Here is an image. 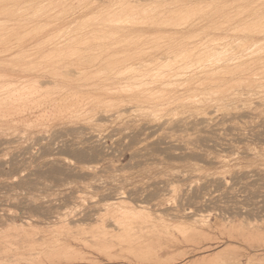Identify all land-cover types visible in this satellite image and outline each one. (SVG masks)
Wrapping results in <instances>:
<instances>
[{
    "label": "rangeland",
    "instance_id": "1",
    "mask_svg": "<svg viewBox=\"0 0 264 264\" xmlns=\"http://www.w3.org/2000/svg\"><path fill=\"white\" fill-rule=\"evenodd\" d=\"M143 1L0 0V78L3 79L0 86L2 88V83H7V78L9 84L12 83L11 88L5 84L3 91L0 89V264H264V90L260 98L255 95L256 87L250 89L240 85V93L232 91L221 98L213 93L217 97L215 102L219 101L220 105L213 104L215 97L209 98L213 95L208 89L212 87L210 83L209 87L208 84L204 87L202 82L206 75L189 68L192 60L197 59L195 55L201 53V46L214 45L220 40L223 43L229 38L226 41L228 46L237 45L238 41L240 47L250 46L251 49L254 48L252 40H257L256 46L263 44L264 0ZM189 4L195 12L199 9L197 14L188 8ZM204 4L208 5V10ZM196 6L198 9L194 8ZM199 6H204V10H200ZM180 8L184 10L178 11ZM117 11L121 12L119 18V14H115ZM127 11L135 17L131 14L126 16L129 14ZM184 12L192 16L188 14V19ZM180 14L182 18L184 16L183 24H177L182 20ZM211 22L209 30L207 27ZM213 26L219 27L215 30ZM208 31L213 33L208 34ZM249 31L257 32L252 33L255 39ZM95 33L98 38L105 37L104 40L99 39L105 43L102 46L104 51L100 50L103 43L98 39L100 45L96 40L97 43L93 44L92 39L97 37ZM105 33L107 36L111 33V38L108 39ZM228 33L235 34V37ZM191 35L196 40L189 42L186 38ZM202 35L208 38L203 40ZM168 37L176 40L172 42V38ZM211 37L212 40L215 37L217 42L211 41ZM225 37L228 39L225 40ZM184 38L189 45L182 40ZM117 40L123 43L119 44ZM202 40L207 41L206 44ZM246 41H251V45ZM153 42L160 44L157 46ZM180 43L186 46L181 48ZM135 47L143 48L139 51L146 54L141 52L137 55ZM190 47L200 48V52L196 48L189 50ZM180 49L191 51L194 57L185 52L192 57L187 60L189 55L182 56L184 53ZM71 50L81 52L74 55ZM128 50L138 56L135 59L144 58L145 62L141 60L137 64V60L136 64H132ZM98 52L109 53L97 58ZM116 53L127 55L131 64L127 63L126 57L124 62L121 61L123 65L117 62L122 60V56L118 58ZM112 54L118 60L112 59ZM171 54L175 55V60ZM141 55L143 57H139ZM88 56L92 58L88 59ZM106 56H110L112 61ZM162 57L167 58L169 63ZM176 57L178 64L185 68L189 66V71L178 64L175 67ZM104 58L108 59L107 63ZM157 58L162 61L158 62ZM250 58L252 61L255 57ZM108 61H116V65L112 63L116 67L108 66ZM128 66L130 70L126 69ZM113 67L118 71H114ZM257 67H254L255 71ZM173 68L186 71L181 73L182 77L177 71L179 77ZM170 72H175L177 77ZM194 73L203 84L193 79ZM239 75L238 80L246 79L244 72ZM255 76L258 79L259 76ZM13 79L17 81H11ZM18 79H22L24 84ZM16 84V89L22 87L23 91L29 87L28 92L29 89L33 91L26 97L14 99L9 95L8 88L14 90ZM203 87L206 94L202 93ZM235 92L241 94L240 98ZM233 94L238 97L237 101L235 96L228 98ZM3 96L11 97L12 100L9 98L8 101L12 102H5L7 99ZM224 98L228 99L227 103L223 102ZM3 101L8 105H3ZM223 104L234 111L238 107L235 120L223 117L227 115L222 111L225 109ZM227 108L225 112H233ZM120 211L127 212L122 214ZM230 228L235 230L232 232ZM158 233L162 234L159 236ZM147 241H151L153 246ZM143 243L155 247L154 250ZM225 248H229L228 251L219 256ZM150 251H153L152 254Z\"/></svg>",
    "mask_w": 264,
    "mask_h": 264
},
{
    "label": "bare ground",
    "instance_id": "2",
    "mask_svg": "<svg viewBox=\"0 0 264 264\" xmlns=\"http://www.w3.org/2000/svg\"><path fill=\"white\" fill-rule=\"evenodd\" d=\"M88 1H89V0H88ZM107 1H108V0H107ZM144 1H145V0H144ZM144 1H143V2H144ZM152 1H153V0H152ZM154 1H155V0H154ZM156 1H157V0H156ZM156 1H155V2H156ZM158 1H159V0H158ZM174 1H175V0H174ZM177 1H178V0H177ZM183 1H184V0H183ZM187 1H188V0H187ZM194 1H195V0H194ZM204 1H205V0H204ZM244 1H245V0H244ZM84 2H85V1H84ZM132 2H134V1H132ZM198 2H199V1H198ZM216 2H218V1H216ZM256 2H257V1H256ZM15 3H16V2H15ZM81 3H82V2H81ZM96 3H97V1H96ZM116 3H117V2H116ZM134 3H135V2H134ZM137 3H138V2H137ZM148 3H149V2H148ZM162 3H163V2H162ZM164 3H165V2H164ZM186 3H187V2H186ZM195 3H197V2H195ZM208 3L210 4V2H208ZM218 3H220V2H218ZM46 4H47V3H46ZM63 4H65V3H63ZM87 4H88V3H87ZM103 4H104V3H103ZM124 4H125V3H124ZM132 4H133V3H132ZM139 4H140V3H139ZM158 4H159V3H158ZM171 4H172V3H171ZM192 4H194V3H192ZM192 4H191V6H192ZM211 4H212V3H211ZM211 4H210V5H211ZM80 5H82V4H80ZM106 5H107V4H106ZM119 5H120V4H119ZM122 5H123V4H122ZM146 5H147V4H146ZM159 5L161 6V4H159ZM159 5H158V6H159ZM164 5H165V4H164ZM166 5H167V4H166ZM168 5H169V3H168ZM173 5H174V4H173ZM180 5H181V4H180ZM185 5H187V4H185ZM205 5H206V4H204V6H205ZM217 5H218V4H217ZM29 6H30V5H29ZM51 6H52V4H51ZM59 6H60V5H59ZM76 6H77V5H76ZM76 6H75V7H76ZM149 6H150V5H149ZM149 6H148V7H149ZM204 6H202V7L204 8ZM207 6H208V5H207ZM207 6H205L206 9H207ZM211 6H212V5H211ZM221 6H223V5H221ZM87 7H89V6L87 5ZM173 7H174V6H173ZM173 7H172V8H173ZM177 7H178V6H177ZM182 7H184V9H186L185 6H182V5H181V8H182ZM199 7L201 8L200 10H204V9H202L201 6H199ZM254 7H255V6H254ZM52 8H53V7H52ZM110 8H111V7H110ZM110 8H109V9H110ZM145 8H146V7H145ZM145 8H144V9H145ZM150 8H151V7H150ZM154 8H156V7H154ZM162 8H163V7H162ZM162 8H160V9H162ZM175 8H176V7H175ZM181 8H180V10H178V11H181V12H182V10H184V9H181ZM188 8L190 9V4H189V7H188ZM194 8H195V9H196V8L198 9L197 6L194 7ZM221 8H222V7H221ZM228 8H229V7H228ZM13 9H14V8H13ZM15 9H16V7H15ZM15 9H14V10H15ZM109 9H108V11H109ZM114 9H115V7H114ZM114 9H113V10H114ZM157 9H158V8H157ZM157 9H156V10H157ZM178 9H179V7H178ZM214 9H215V7H214ZM222 9H223V8H222ZM91 10H92V9H91ZM133 10H134V9H133ZM168 10H169V9H168ZM190 10H193L192 12L196 13L199 9L195 12V10L191 7ZM207 10H208V9H207ZM224 10H225V9H224ZM9 11H10V10H9ZM17 11H18V10H17ZM24 11H25V10H24ZM82 11H83V10H82ZM124 11H125V10H124ZM131 11H132V10H131ZM146 11H147V10H146ZM165 11H166V10H165ZM240 11H241V10H240ZM14 12H15V11H14ZM25 12H26V11H25ZM29 12H30V11H29ZM96 12H97V11H96ZM105 12H106V10H105ZM117 12H118V11H117ZM127 12H128L129 14H126V16H128V15L131 14L130 11H127ZM187 12H188V11H187ZM190 12H191V11H190ZM192 12H191V13H192ZM213 12H214V11H213ZM250 12H251V10H250ZM43 13H44V12H43ZM97 13H98V12H97ZM108 13H109V12H108ZM122 13H123V15H121V17L124 16V12H123V11H122ZM125 13H126V11H125ZM133 13H134V12H133ZM178 13H179V12H178ZM237 13H238V12H237ZM14 14H15V13H14ZM44 14H45V13H44ZM101 14H102V13H101ZM111 14L113 15L114 13H111ZM115 14H119V12H118V13L115 12ZM120 14H121V12H120ZM120 14H119L118 16H117V15H116V16L119 18ZM139 14H140V13H139ZM144 14H145V13H144ZM185 14H187V13L184 12L183 15H185ZM188 14H189V13H188ZM188 14L185 15V16H188ZM196 14H197V13H196ZM196 14H195V15H196ZM33 15H34V14H33ZM131 15H132V14H131ZM131 15H130V16H131ZM142 15H143V14H142ZM176 15H177V14H176ZM189 15H190V14H189ZM195 15H193L194 18H195ZM240 15H241V14H240ZM29 16H30V15H29ZM72 16H73V15H72ZM94 16H95V15H94ZM113 16H114V15H113ZM132 16H134V15H132ZM160 16H162V15H160ZM178 16H179V15H178ZM178 16H177L176 18H178ZM180 16H181V14H180ZM190 16H192V15H190ZM190 16H188V17H186V18L189 19ZM42 17H43V16H42ZM42 17H40V18H42ZM45 17H46V16H45ZM45 17H44V18H45ZM97 17H98V16H97ZM117 17L115 18V16H114L113 19H115V20L117 21ZM128 17H129V16H128ZM134 17H135V16H134ZM147 17H148V16H147ZM166 17H167V16H166ZM48 18H49V17H48ZM53 18H54V17H53ZM60 18H61V17H60ZM100 18H101V17H100ZM100 18H99V19H100ZM110 18H112V17L110 16ZM137 18H138V17H137ZM141 18H142V17H141ZM141 18H140V19H141ZM143 18H145V17H143ZM152 18H153V17H152ZM174 18H175V16H174ZM174 18H173V19H174ZM183 18H184V16H183ZM183 18H182V16H181V19H182V20H181L180 17H179V19H180L181 21H180V22L178 21L177 24H178V23L183 24V22H182V21H183ZM212 18H213V17H212ZM8 19H9V18H8ZM61 19H62V18H61ZM104 19H105V18H104ZM113 19H110L109 21H111V20L114 21ZM120 19H121V18H120ZM124 19H125V18H123V20H124ZM147 19H149V18H147ZM169 19H171V18H169ZM169 19L167 18V20H169ZM245 19H246V18H245ZM34 20H35V19H34ZM48 20H49V19H48ZM54 20H55V19H54ZM57 20H58V19H57ZM84 20H85V19H84ZM92 20H93V19H91V21H92ZM96 20H97V19H96ZM118 20H119V19H118ZM121 20H122V19H121ZM133 20H134V18H133ZM136 20H137V19H136ZM138 20H139V19H138ZM141 20H142V19H141ZM150 20H151V18L149 19V21H150ZM156 20H157V19H156ZM176 20H178V19H174V21H176ZM22 21H23V20H22ZM31 21H32V20H31ZM36 21H37V20H36ZM109 21H108V23H109ZM119 21H120V20H119ZM139 21H140V20H139ZM171 21H172V19H171ZM184 21H185V19H184ZM187 21H188V20H187ZM189 21H190V20H189ZM192 21H193V20H192ZM14 22L16 23V21H14ZM49 22H50V21H49ZM77 22H78V21H77ZM117 22H118V21H117ZM120 22H122V21H120ZM124 22H125V21H124ZM159 22L162 23V21H159ZM219 22H220V21H218V23H219ZM223 22H224V20H223ZM228 22H229V21H228ZM1 23H2V22H1ZM7 23H8V22H7ZM59 23H60V22H59ZM93 23H94V22H93ZM95 23H96V22H95ZM97 23H98V22H97ZM106 23H107V22H106ZM143 23H144V22H143ZM170 23H171V22H170ZM173 23H174V22H173ZM184 23H185V22H184ZM218 23L216 22V25H217ZM226 23H227V22H226ZM18 24H19V23H18ZM53 24H54V23H53ZM56 24H57V23H56ZM104 24H105V23H104ZM109 24H110V23H109ZM111 24H112V23H111ZM135 24H136V23H135ZM137 24H138V23H137ZM139 24H140V23H139ZM163 24H164V22H163ZM167 24H168V23H167ZM185 24H186V23H185ZM219 24L221 25L222 23H219ZM219 24H218V25H219ZM258 24H259V23H258ZM39 25H40V24H39ZM41 25H42V24H41ZM74 25H75V24H74ZM90 25H91V24H90ZM98 25H99V24H98ZM102 25H103V24H102ZM112 25H113V24H112ZM169 25H170V24H169ZM169 25H168V26H169ZM210 25H211V26H210ZM220 25H219V26H220ZM230 25H231V24H230ZM252 25H253V24H252ZM91 26H92V25H91ZM91 26H90V27H91ZM103 26H104V25H103ZM113 26H114V25H113ZM128 26H129V25H128ZM145 26H146V25H145ZM147 26H148V25H147ZM171 26H173V25H171ZM171 26H169V27H171ZM174 26H175V25H174ZM185 26H186V25H185ZM219 26H218V27H219ZM224 26H225V24H224ZM79 27H80V26H79ZM95 27H96V26H95ZM100 27L102 28V26H100ZM183 27H184V26H183ZM183 27H182V28H183ZM191 27H192V25H191ZM210 27H212V22H211V24H209V26H208L207 28L209 29ZM213 27H214L215 30L218 29V27H215V26H213ZM221 27H222V26H220V28H221ZM249 27H251V26H249ZM19 28H20V27H19ZM84 28H85V27H84ZM88 28H89V27H88ZM118 28H119V27H118ZM122 28H123V27H122ZM138 28H139V26H138ZM157 28H158V26H157ZM162 28H163V27H162ZM162 28H161V29H162ZM187 28H188V27H187ZM207 28H205V29L207 30ZM251 28H252V27H251ZM10 29H12V28L10 27ZM65 29H66V28H65ZM79 29H80V28H79ZM81 29H82V28H81ZM129 29H130V28H129ZM151 29H152V28H151ZM165 29H166V28H165ZM214 29L211 28V30H213L214 35H215V31H214ZM222 29H223V28H222ZM234 29H235V28H234ZM245 29H246V28H245ZM253 29H254V28H253ZM253 29H252V30H253ZM46 30H47V28H46ZM91 30H92V28H91ZM149 30H150V29H149ZM159 30H160V29H159ZM163 30H164V29H163ZM168 30H169V29H168ZM171 30H173V29H171ZM209 30H210V29H209ZM230 30H231V29H230ZM230 30H229V31H230ZM243 30H244V29H243ZM248 30H249V29H248ZM254 30H255V29H254ZM258 30H259V29H258ZM263 30H264V29H263ZM73 31H74V30H73ZM85 31H86V30H85ZM107 31H108V29H107ZM141 31H142V30H141ZM155 31H156V29H155ZM186 31H187V30H186ZM186 31H185V32H186ZM222 31H223V30H222ZM244 31H245V30H244ZM3 32H4V31H3ZM91 32H93V30H92ZM96 32H97V31H96ZM183 32H184V31H183ZM213 32H209V31H208L207 33L209 34V33H213ZM225 32H226V31H225ZM250 32H251V35H252V36H253L254 34H257L256 31H255L256 33H255L254 31H249V34H250ZM19 33H20V32H18V34H19ZM205 33H206V32H205ZM205 33H204V34L202 33V34L205 35ZM230 33H231V32H230ZM230 33H228V35H229ZM245 33H246V31H245ZM252 33H254V34H252ZM260 33H261V32H260ZM18 34H17V35H18ZM70 34H73V33H70ZM84 34H85V33H84ZM93 34H94V33H93ZM95 34H96V33H95ZM106 34H107V33H105V36L109 39L111 33H110V35H108V36H107ZM216 34H217V33H216ZM238 34H239V33H238ZM247 34H248V33H247ZM258 34H259V32H258ZM23 35H24V34H23ZM30 35H31V34H30ZM55 35H56V34H55ZM97 35H98V34H96V36H97ZM113 35H114V34H113ZM156 35H157V34H156ZM161 35H162L161 38H163V34H161ZM203 35H202V36H203ZM210 35H211V34H210ZM212 35H213V34H212ZM212 35H211V36H212ZM217 35H218V34H217ZM217 35H216V36H217ZM220 35H221V34H220ZM220 35H219V36H220ZM223 35H224V33H223ZM228 35L225 34L226 37H228ZM230 35H233V36H234L235 34L232 33V34H230ZM241 35H242V34H241ZM14 36H15V35H14ZM115 36H116V35H115ZM130 36H131V35H130ZM158 36H160V35H158ZM164 36H165V35H164ZM193 36H194V35L188 36V38H186V39H187V40L189 39V40H188L189 42H191V40H192V41L196 40V39L193 40V38H195V37H193ZM233 36H231V37L233 38ZM239 36H240V35H239ZM261 36H262V35H261ZM261 36H260V37H261ZM4 37H5V36H4ZM50 37H51V36H50ZM56 37H57V36H56ZM56 37H54V38L56 39ZM92 37H93V36H92ZM98 37H99V36L95 37V39H92V40H93V41L96 40V41L99 43V41L104 40V38H105V37H103V36H102V37H103L102 39H101V38H98ZM100 37H101V36H100ZM125 37H126V36H125ZM125 37H124V38H125ZM128 37H129V36H128ZM149 37H150V36H149ZM184 37H186V36H184ZM190 37H192V38L190 39ZM197 37H198V36H197ZM203 37H204V36H203ZM209 37H210V36H209ZM220 37H221V36H220ZM226 37H225V40L229 38V37H228V38H226ZM234 37H235V36H234ZM243 37H244V36H243ZM249 37H250V36H249ZM256 37H258V35H257ZM17 38H18V37H17ZM33 38H34V37H33ZM78 38H79V37H78ZM110 38H111V37H110ZM124 38H122V39H124ZM142 38H143V37H142ZM150 38H151V37H150ZM152 38H153V37H152ZM171 38H172V37H171ZM171 38L168 37V39H171ZM199 38H200V37H199ZM201 38H202V37H201ZM206 38H208V37L206 36ZM206 38L204 37L203 40H205ZM214 38H215V37H214ZM214 38H213V40H212V37H211V41H214V42H215L216 40H214ZM222 38H223V37H222ZM222 38H221V39H222ZM262 38L264 39V36H263ZM10 39H11V38H10ZM10 39H9V40H10ZM12 39H13V38H12ZM72 39H73V38H72ZM74 39H75V38H74ZM97 39H98V40L101 39V40L98 41ZM108 39H107V41H108ZM118 39H119V38H118ZM122 39H121V40H122ZM129 39H130V38H128V41H129ZM133 39H134V38H133ZM143 39H144V38H143ZM153 39H155V38H153ZM168 39L165 38L164 41L167 43L168 41H166V40H168ZM186 39L184 38V39H182V40L186 42ZM209 39H210V38H209ZM218 39H219V38H218ZM229 39H230V38H229ZM229 39H228V40H229ZM234 39H236V38H234ZM253 39H255L254 36H253ZM256 39H257V38H256ZM260 39H261V38H260ZM260 39H259V40H260ZM263 39H262V40H263ZM13 40H14V39H13ZM63 40H64V39H62V41H63ZM82 40H83V39H82ZM115 40H116V39H115ZM115 40H114V41H115ZM121 40H120V42L117 40V42H118L119 44H120V43H123ZM125 40H126V39H125ZM131 40H132V39H131ZM131 40H130V41H131ZM148 40H150V39L148 38ZM157 40H159V39H157ZM161 40H162V39H161ZM161 40H160V41H161ZM172 40H176V39H173V38H172L171 41H172ZM182 40H180V41H178V42H181ZM203 40H202V41H203ZM219 40H220V39H219ZM228 40H226V41H228ZM237 40H238V39H237ZM237 40H236V41H237ZM262 40H261V41H262ZM14 41H15V40H14ZM19 41H20V40H19ZM23 41H24V40H23ZM23 41H22V42H23ZM47 41H48V40H47ZM58 41H59V40H58ZM75 41H76V40H75ZM96 41H94L93 44L97 43ZM105 41H106V40H105ZM132 41H133V40H132ZM137 41H138V40H137ZM160 41H159V42H160ZM164 41H163V42H164ZM169 41H170V40H169ZM171 41H170V43H171ZM188 41H187V42H188ZM198 41H199V40H198ZM220 41H221V40H220ZM220 41H218L219 43H217V44L214 43V45H213V44H212V45H211V44L206 45V47L204 46L205 48H204L203 46H201V44H200V46H201L204 50L199 48L200 50H202L201 53H200L198 56L195 55V57H197V59L194 58V59H195L194 62H193V60L191 59V60H192V62H191L192 64H190L191 66H190V67L188 66V67L191 68V69H194V70H196V71L199 70V72H201V73H203V74L206 75V76H205L206 78H205L204 80H205L207 83L204 82V80H202V82L205 83L204 87L206 86V84L210 83V85H211V87H212V88H208V89L212 92V94L210 93V95H213V93H214V94L217 93V96L219 95V97L221 98V97L226 96L227 94L231 93L232 91H238V87H239L240 85H244V86H246V87H248V88L251 87L250 89L256 87L257 91L255 92V95L258 94V95H259L258 97L262 98V92H263V90H264V46H262V45H263L264 43L261 44V43L259 42L261 45L258 44V45L256 46V42H257V40H256V41L252 40V45H251V43H250L251 41H250V42L246 41L247 44L249 43V45L254 46V48H251V49H250V46H247V47H240L241 45H240V44H239L240 46L238 45V41L236 42L237 45H234V46H233V45H232V46H228L227 44H229V42L227 43V42L225 41V42L222 43V42H220ZM222 41H223V40H222ZM232 41H233V39H232ZM15 42H16V41H15ZM60 42H61V41H60ZM60 42H59V43H60ZM101 42L103 43L104 41H101ZM101 42H100V43H101ZM112 42H113V41H112ZM139 42H140V40H139ZM149 42H150V41H149ZM156 42H158V41H156ZM172 42H173V41H172ZM185 42H184V43H185ZM187 42H186L185 44H186V45H189L190 43L187 44ZM196 42H197V41H196ZM199 42H200V41H199ZM205 42H207V41H203L204 44H206ZM216 42H217V41H216ZM244 42H245V40H244ZM254 42H255V43H254ZM87 43H90V42H87ZM100 43H99V45H100ZM113 43H114V42H113ZM124 43H125V41H124ZM153 43H155V42H153ZM161 43H162V42H161ZM203 43H202V44H203ZM210 43H212V42H210ZM220 43H222V44H220ZM224 43H225V44H224ZM231 43H232V42H231ZM233 43H234V41H233ZM233 43H232V44H233ZM239 43H241V42H239ZM257 43H258V42H257ZM48 44H49V43H48ZM104 44H105V43H103V45L101 44V46L99 47L100 50L102 49V46H104ZM126 44H127V43H126ZM148 44H149V43H148ZM150 44H151V43H150ZM155 44H156V43H155ZM159 44H160V43H158V45H159ZM167 44H168V43H167ZM175 44H176V43H175ZM182 44H183V43H182ZM182 44H181V43L179 44V45H181V48L186 46L185 44H184L185 46H183ZM241 44H242V43H241ZM244 44H245V43H244ZM58 45H59V44H58ZM82 45H83V44H82ZM89 45H91V44H89ZM121 45H122V44H121ZM135 45H136V44H135ZM151 45H152V44H151ZM156 45H157V44H156ZM158 45H157V46H158ZM197 45H198V44H197ZM48 46H49V45H48ZM54 46H55V45H54ZM80 46H81V45H80ZM80 46H79V47H80ZM106 46H107V45H106ZM106 46H105V47H106ZM138 46H139V45H138ZM166 46H167V45H166ZM173 46H175V45H173ZM200 46H199V47H200ZM9 47H10V46H9ZM39 47H40V46H39ZM42 47H43V46H42ZM44 47H45V46H44ZM79 47H78V48H79ZM94 47H95V45H94ZM108 47H109V46H108ZM120 47H121V46H120ZM123 47H124V45H123ZM159 47H160V46H159ZM5 48H6V47H5ZM30 48H31V47H30ZM97 48H98V46H97ZM97 48H95V49H97ZM116 48H117V47H116ZM127 48H129V46H128ZM136 48H137V47H135V49H136ZM139 48H141V47H139ZM139 48H137L138 51L140 50ZM144 48H145V47H144ZM149 48H150V47H147V49H149ZM186 48H187V47H186ZM190 48H191V47H190ZM190 48H189V50H192V49H193V48H191V49H190ZM195 48H196V50H199V49H197V47H195ZM195 48H194V49H195ZM10 49H11V48H10ZM32 49H33V48H32ZM69 49H70V48H69ZM82 49H83V48H82ZM103 49H105V48H103ZM103 49H102V51H104ZM110 49H111V48H110ZM121 49H122V48H121ZM121 49H120V50H121ZM137 49H136V50H137ZM141 49H143V48H141ZM151 49H152V48H151ZM167 49H169V48H166V50H167ZM178 49H179V48L177 47V51H178ZM187 49H188V48H187ZM194 49H193V50H194ZM34 50H35V47H34ZM49 50H50V49H49ZM72 50H73V49H72ZM72 50H71V51H72ZM74 50H75V49H74ZM97 50H98V49H97ZM124 50H125V48H124ZM152 50H153V49H152ZM164 50H165V49H164ZM189 50L186 51V49H185V51L183 52V51L180 49V52L182 51V52L184 53L182 56H187V55H189V54H185V52L191 53V51L189 52ZM193 50H192V51H193ZM200 50L197 51V52H200ZM258 50H259V51L261 50L262 52L259 53ZM24 51H25V50H24ZM24 51H23V52H24ZM69 51H70V50H68V52H69ZM78 51H79V50H78ZM102 51H101V52H102ZM107 51H108V50H107ZM117 51H118V50H117ZM125 51H126V50H125ZM128 51H130V50H128ZM133 51H134V50H133ZM138 51H137V52L134 51V52H135L137 55H138V54L140 55V54H142V53H143V54L145 53V52H143V51H141L142 53L139 51V52H140V53H139ZM153 51H154V50H153ZM4 52H5V51H4ZM62 52H63V51H62ZM68 52H67V53H68ZM72 52L74 53V51H72ZM80 52H81V51H80ZM80 52H77V53L75 52L76 54L74 53V55H77V54L79 55ZM86 52H87V51H86ZM91 52H92V51H91ZM101 52H98L99 54L97 55V58H99L100 55L102 56V54L105 55V54H108V53H109V52H107V53L105 52V54H104V53H101ZM120 52H121V51H120ZM130 52H131V51H130ZM134 52H133V53H134ZM154 52H155V51H154ZM182 52H181V53H182ZM7 53H8V52H7ZM7 53H6L5 55H7ZM24 53H25V52H24ZM38 53H39V52H38ZM73 53H72V54H73ZM83 53H84V51H83ZM100 53H101V54H100ZM113 53H114V52H113ZM122 53L125 54L123 51H122ZM135 53H134V55H133L132 52H131V54H130V55H131V57H130L131 59H129V57H128L127 55H121V53H120V55L122 56V57H121L122 60H119V61H117V62H119V63H121V61L124 62L123 58H125V57H126V59H127V61H128L127 63H129V64H131L132 62H133L134 64H136L135 62H136L137 60H139L137 64H139V63H141L142 61H144V60H143L144 58H143V59L141 58L142 61H141L140 59H135V58H138V56H137V57L135 56ZM158 53H159V52H158ZM173 53H174V52H173ZM175 53H176V52H175ZM178 53H179V52H178ZM18 54H19V53H18ZM65 54H66V53H65ZM70 54H71V53H69V55H70ZM116 54H117L116 56H117L118 58H120V57H119L120 55H118V53H116ZM126 54H128V53H126ZM145 54H146V53H145ZM163 54H164V53H163ZM193 54H194V53H193ZM58 55H59V54H58ZM80 55H81V57H83V59H84V56H82V54H80ZM89 55H90V54H89ZM91 55H92V54H91ZM112 55H113V54H112ZM112 55H111V56H112ZM171 55H173V54H171ZM178 55H179V54H178ZM178 55H176V56H178ZM191 55H192V53H191ZM191 55H189L186 59L189 60L190 57H191ZM23 56H24V55H23ZM33 56H34V54H33ZM41 56H42V55H41ZM52 56H53V55H52ZM95 56H96V55H95ZM113 56H114V57H113ZM113 56H112L111 58H112V59L114 58V60H116L117 57L115 58V55H113ZM123 56H124V57H123ZM132 56H134V58H133ZM173 56H174V60H175V55H173ZM192 56H193V55H192ZM252 56H253V58H254V57H255V58L252 59V61H251V60H249V58H250V57L252 58ZM28 57H29V56H28ZM45 57H47V56H45ZM65 57H66V56H65ZM73 57L75 58V56H73ZM73 57H72V59L74 60ZM104 57H105V56H104ZM106 57H107V56H106ZM127 57H128V58H127ZM139 57H143V55H141V56H139ZM151 57H152V56H151ZM165 57H168V56L165 55ZM193 57H194V56H193ZM14 58H15V57H14ZM14 58H13V60H14ZM32 58H34V57H32ZM57 58H58V57H57ZM61 58H62V57H61ZM76 58H77V57H76ZM91 58H92V57H89V56H88V59H91ZM97 58H95V60H97ZM107 58H108L109 60H111L110 56L107 57ZM107 58H106V59H107ZM132 58H133V59H132ZM152 58H155V57H152ZM162 58H163V57H162ZM177 58H178V57H176V59H177ZM184 58H185V57H184ZM184 58H183V60L186 61V59H184ZM191 58H192V57H191ZM251 58H250V59H251ZM19 59H21V58H18V60H19ZM77 59H80V57L77 58ZM86 59H87V58H86ZM108 59H107V60H108ZM128 59L131 61V63H130V61H129ZM158 59H161V58H157V59H156L158 62H159V61H162V60H158ZM163 59H164L165 61H168V60H166L167 58H166V59L163 58ZM62 60H63V59H62ZM92 60H93V59H92ZM104 60H105V58H104ZM107 60H105V62H106ZM117 60H118V59H117ZM132 60H135V61H132ZM179 60H180V62H182V61H181L182 58L179 59ZM9 61H10V59H9ZM14 61H15V60H14ZM41 61H42V60H41ZM51 61H52V60H51ZM83 61H84V60H83ZM87 61H88V60H87ZM111 61H112V60H111ZM125 61H126V60H125ZM176 61H177V63H176ZM176 61H175V64H176L175 67H178V65H180L181 63L179 62L180 64H178V59H177ZM108 62H109V61H108ZM113 62H114V61H113ZM113 62H112V63H113ZM115 62H116V61H115ZM115 62H114V64H115ZM144 62H145V61H144ZM187 62L190 63V61H187ZM255 62H257V63H255ZM34 63H36V62H34ZM52 63H53V61L51 62V64H52ZM72 63H74V62H72ZM81 63H82V61H81ZM86 63H87V62H86ZM103 63H104V62H103ZM106 63H107V62H106ZM112 63L109 62V63H108V64H109L108 66H111V67L114 66V67H116V66H115L116 64H115V65H112ZM119 63H118L117 66H119ZM133 63H132V64H133ZM165 63H166V62H165ZM168 63H169V61H168ZM55 64H56V63H55ZM59 64H60V63H59ZM76 64H77V63H76ZM87 64H88V63H87ZM110 64H111V65H110ZM121 64H122V63H121ZM123 64H124V63H123ZM123 64H122V65H123ZM148 64H149V63H148ZM170 64L172 65V61H171V60H170ZM177 64H178V65H177ZM184 64H185V63H184ZM40 65H41V64H40ZM94 65H95V64H94ZM125 65H126V62H125ZM149 65H150V64H149ZM149 65H148V66H149ZM163 65H164V64H163ZM185 65H186V64H185ZM256 65H258V67L256 68L257 71H255V68H254V67H256ZM9 66H10V65H9ZM37 66H38V65H37ZM77 66H78V65H77ZM137 66H138V65H137ZM142 66H143V65H142ZM145 66H147V65H145ZM154 66H155V65H154ZM180 66H181V65H180ZM180 66H179V67H180ZM253 66H254V67H253ZM33 67H34V66H33ZM67 67H68V66H67ZM75 67H76V66H75ZM103 67H104V65H103ZM114 67H113V69H114ZM120 67H121V66H119V69H120ZM134 67H135V66H134ZM172 67H173V66H172ZM188 67H186V68H187V69H186L185 67L181 66V68L186 69L187 71H189ZM192 67H193V68H192ZM194 67H195L196 69H195ZM44 68H45V66H44ZM90 68H91V66H90ZM107 68H108V67H107ZM117 68H118V67H117ZM128 68H129V70H130V66L126 67V69H128ZM140 68H141V67H140ZM40 69H41V68H40ZM86 69H87V68H86ZM91 69H92V68H91ZM97 69H98V67H97ZM103 69H104V68H103ZM113 69H112V70H113ZM122 69H124V68L122 67ZM138 69H139V68H138ZM142 69H143V67H142ZM170 69H171V67H169V71H170ZM173 69H174V68H173ZM175 69H178V68H175ZM175 69H174V70H175ZM16 70H17V69H16ZM19 70H20V69H19ZM32 70H33V69H32ZM32 70H31V72H33ZM68 70H69V69H68ZM74 70H76V68H74ZM78 70H79V69H78ZM112 70H111V73H112ZM120 70H121V69H120ZM120 70H119V72H120ZM131 70H133V69H131ZM161 70H162V69H161ZM186 70H184V71H186ZM241 70H242V72H241ZM34 71H35V70H34ZM69 71H71V70H69ZM104 71H105V69H104ZM114 71H118V70L114 69ZM140 71H142V70H140ZM150 71H151V70H150ZM167 71H168V70H167ZM171 71H172V69H171ZM175 71H176V75H177V71H178V70H175ZM179 71H180V73H179ZM179 71H178V73H179L180 76H181V73L183 74L184 71H183V70L181 71L180 69H179ZM190 71H191V70H190ZM196 71H193V72H196ZM43 72H44V71H43ZM63 72H64V71H63ZM125 72H126V71H125ZM130 72H131V71H130ZM130 72H129V73H130ZM193 72H189V73L192 74ZM199 72H198V73H199ZM240 72H241L242 74H243V72L245 73V75H246V77H245L246 79L244 78L245 80H242V78H241V80H240V79L238 80V75L241 74ZM50 73H51V72H50ZM77 73H78V72H77ZM104 73H105V72H104ZM132 73H133V72H132ZM162 73H163V72H162ZM187 73H188V72H187ZM201 73H200V75H201ZM48 74H49V73H48ZM74 74H75V73H74ZM106 74H108V73H106ZM121 74H122V73H121ZM121 74H120V75H121ZM123 74H124V71H123ZM156 74H157V73H156ZM169 74H170V75H171V74H174V75H175V72H174V73L170 72ZM179 74H178L177 76H179ZM195 74H197V73H194L193 76H194ZM256 74L259 76V77L257 76L258 79L253 77V76H255ZM75 75H76V74H75ZM111 75H113V74H111ZM115 75H116V74H115ZM117 75H119V74H117ZM124 75H125V74H124ZM128 75H129V74H128ZM144 75H145V74H144ZM151 75H152V73H151ZM162 75H163V74H162ZM174 75H173V76H174ZM176 75H175V76H176ZM184 75H185V74H184ZM48 76H49V75H48ZM52 76H53V75H52ZM55 76H56V75H55ZM177 76H176V77H177ZM180 76H179V77H180ZM190 76H191V75H190ZM193 76H191V77H193ZM196 76H197V75H196ZM196 76H194L193 79L196 78V79H197V82H199L200 80H198V78H197ZM198 76H199V75H198ZM202 76H204V75H201V77H202ZM239 76H240V75H239ZM242 76H243V75H242ZM0 77H1V76H0ZM4 77H5V76H4ZM50 77H51V76H50ZM50 77H49V78H50ZM70 77H72V76H70ZM85 77H86V76H85ZM133 77H134V76H133ZM148 77H149V76H148ZM176 77H174V78H176ZM179 77H178V78H179ZM181 77H182V76H181ZM185 77H186V76H185ZM199 77H200V76H199ZM201 77H200V78H201ZM255 77H256V76H255ZM1 78H2V77H1ZM1 78H0V80H1ZM5 78H7V76H6ZM5 78H4V81H5ZM39 78H40V77H39ZM42 78H43V77H42ZM53 78H54V77H53ZM79 78H80V77H79ZM81 78H82V77H81ZM112 78H113V77H112ZM141 78H142V77H141ZM189 78H190V77H189ZM202 78H203V77H202ZM23 79H24V78H23ZM30 79H31V78H30ZM45 79H46V78H45ZM58 79H59V78H58ZM72 79H73V78H72ZM88 79H89V78H87L86 80H88ZM110 79H111V78H110ZM116 79H117V78H116ZM116 79H115V80H116ZM153 79H154V78H153ZM166 79H167V78H166ZM171 79H172V78H171ZM191 79H192V78H191ZM2 80H3V79H2ZM2 80L0 81V83L2 82ZM6 80L9 81L8 78H7ZM84 80H85V79H84ZM97 80H98V79H97ZM104 80H105V79H104ZM121 80H122V79H121ZM135 80H136V79H135ZM138 80H139V79H138ZM155 80H156V79H155ZM169 80H170V79H169ZM172 80H173V79H172ZM175 80H177V79H175ZM186 80L188 81L189 79H186ZM4 81H3V82H4ZM8 81H7V83L4 82V83H2V84H4V85L6 84L5 86H8V85H7V84H9ZM11 81H14V79L11 80ZM15 81H17V80H15ZM15 81H14V82H15ZM18 81H19L20 83H22V79H21V80L18 79ZM24 81H26V79H25ZM58 81H59V80H58ZM64 81L66 82V80H64ZM78 81H79V80H78ZM133 81H134V80H133ZM177 81H178V80H177ZM195 81H196V80H195ZM29 82H30V81H28V83H29ZM81 82H82V81H81ZM86 82H87V81H86ZM136 82H137V81H136ZM146 82H147V81H146ZM155 82H156V81H155ZM158 82H159V81H158ZM162 82H163V81H162ZM164 82H165V81H164ZM172 82H173V81H172ZM193 82H194V81H193ZM193 82H192V83H193ZM202 82L200 81V83H202ZM31 83H33V82L31 81ZM31 83H30V84H31ZM84 83H85V82H84ZM98 83H99V82H98ZM127 83H128V82H127ZM134 83H135V82H134ZM149 83H150V82H149ZM149 83H148V85H149ZM151 83H152V82H151ZM170 83H171V82H170ZM189 83H190V82H189ZM200 83H199V84H200ZM203 83H202V84H203ZM10 84H12V83H10ZM10 84H9V85H10ZM14 84H15V83H14ZM22 84H24V83H22ZM22 84H20V85H22ZM30 84H29V85L26 84V86L28 87V86H30ZM35 84H36V83H35ZM96 84H97V83H96ZM101 84H102V83H101ZM146 84H147V83H146ZM180 84H182V81H181ZM197 84H198V83H197ZM4 85H3V87H5ZM20 85H19V87H21ZM39 85H40V84H39ZM41 85H42V84H41ZM55 85H56V84H55ZM98 85H99V84H98ZM102 85H103V84H102ZM157 85H158V84H157ZM172 85H174V84H172ZM183 85H184V84H183ZM188 85H189V84H188ZM210 85L208 84L207 86L209 87ZM1 86H2V85H1ZM1 86H0V89L3 91V87L1 88ZM11 86H12V85H10V88H11ZM15 86H17V84L14 85L13 87H15ZM23 86H24V85H23ZM56 86H57V85H56ZM135 86H136V85H135ZM146 86H147V85H146ZM154 86H155V85H154ZM162 86H164V85H162ZM198 86H199V85H197V87H198ZM207 86H206V87H207ZM17 87H18V86H17ZM33 87H34V84H33ZM40 87H41V86H40ZM137 87H139V86H137ZM151 87H152V86H151ZM174 87H175V86H174ZM179 87H180V86H179ZM193 87H195V86H193ZM204 87H203V88H204ZM257 87H258V88H257ZM28 88H29V87H28ZM28 88H27V90H25L24 87H23L24 90L22 91V87H21L20 89H19V88L16 89V87H15V88H13V89L15 90V92H14V90H12V89L10 90V89L8 88V90L10 91V92H9V95H11L14 99L20 98V97H22V96H25V95L30 94V93L33 91V89H32V90L29 89V92L31 91V92L29 93V92H28ZM31 88H32V86H31ZM34 88H35V87H34ZM73 88H74V87H73ZM124 88H125V87H124ZM167 88H168V87H167ZM18 89H19V90H18ZM78 89H79V88H78ZM120 89H121V87H120ZM134 89H135V88H134ZM195 89H196V88H195ZM259 89H260V90H259ZM6 90H7V87H6ZM6 90H5V91H6ZM55 90H58V89H55ZM107 90H108V89H107ZM122 90H123V89H122ZM139 90H140V89H139ZM153 90H154V89H153ZM163 90H164V89H163ZM11 91H13V92H11ZM194 91H195V90H194ZM202 91H203V90H202ZM243 91H244V90H243ZM249 91H251V90H249ZM6 92H7V91H6ZM39 92H40V91H39ZM61 92H62V91H61ZM97 92H98V91H97ZM127 92H128V91H127ZM130 92H131V91H130ZM156 92H157V91H156ZM174 92H175V91H174ZM195 92H197V90H196ZM206 92H207V91H206ZM208 92H209V91H208ZM238 92H239V91H238ZM238 92H235L236 95H239ZM10 93H15V95H12V94H10ZM63 93H64V92H63ZM198 93H199V92H198ZM198 93H196V94H198ZM202 93H205V88H204V91H203ZM233 93H234V92H233ZM239 93H240V92H239ZM241 93H242V92H241ZM7 94H8V92H7ZM7 94H5V95H7ZM33 94H34V93H33ZM35 94H37V93H35ZM122 94H123V93H122ZM132 94H133V93H132ZM167 94H168V93H167ZM191 94H192V93H191ZM205 94H206V93H205ZM205 94H204V95H205ZM252 94H253V93H252ZM1 95H2V94H1ZM9 95H8V96H9ZM66 95H67V94H66ZM126 95H128V94H126ZM145 95H146V94H145ZM204 95H202V96H204ZM208 95H209V93H208ZM208 95H205V96H208ZM249 95H250V94H249ZM249 95H248V96H249ZM253 95H254V94H253ZM46 96H47V95H46ZM57 96H58V95H57ZM202 96H201V97H202ZM233 96H235V94H233V95L230 96V97L228 96V98H231V97L233 98ZM240 96H241V94L239 95V98H240ZM244 96H245V95H244ZM244 96H242V97H244ZM6 97H7V96H6ZM6 97L3 96L2 98L5 99ZM25 97H26V96H25ZM25 97H24V98H25ZM58 97H59V96H58ZM58 97H57V98H58ZM140 97H141V96H140ZM150 97H151V94H150ZM212 97H215L214 100L211 99L212 101H214L213 104H215V103L217 104L219 101H218V102H215V101H216L215 99H217L216 95H213V96H211V97L209 96V98H212ZM235 97H236V96H235ZM242 97H241V98H242ZM2 98H1V100H2ZM9 98H11V97L6 98L7 100H5V102L8 101ZM147 98L149 99V97H147ZM152 98H153V96H152ZM152 98H151V99H152ZM162 98H163V97H162ZM193 98H194V96H193ZM207 98H208V97H207ZM207 98H206V97H203V99H207ZM220 98H219V99H220ZM236 98H237V99H236V101H237V100H238V97H236ZM4 99H3V100H4ZM87 99H88V98H87ZM160 99H161V98H160ZM200 99H201V98H200ZM203 99H202V100H203ZM219 99H218V100H219ZM255 99H256V96H255ZM263 99H264V98H263ZM263 99H262V100H263ZM11 100H12V98H11ZM11 100H10V101H11ZM48 100H49V99H48ZM61 100H62V99H61ZM192 100H194V99H192ZM198 100H199V98H198ZM198 100H197L196 102L199 103ZM202 100H200V101H202ZM227 100H228V99H227ZM227 100H225V98H224V101H223V102H225V101H227ZM229 100H230V99H229ZM232 100H233V99H232ZM251 100H252V99H251ZM251 100H250V101H251ZM10 101H8V102H10ZM22 101H23V100H22ZM37 101H38V100H37ZM84 101H85V100H84ZM137 101H138V100H137ZM143 101H144V100H143ZM146 101H147V100H146ZM204 101H205V100H204ZM209 101H210V99H209ZM212 101L210 102L211 104H212ZM220 101L222 102V100H220ZM233 101H234V100H233ZM236 101H235V102H236ZM248 101H249V100H248ZM258 101H259V100H258ZM263 101H264V100H263ZM0 102H1V101H0ZM8 102H7V103H8ZM11 102H12V101H11ZM17 102H18V101H17ZM24 102H25V101H24ZM42 102H43V101H42ZM46 102H47V101H46ZM94 102H95V101H94ZM179 102H180V101H179ZM185 102H186V101H185ZM194 102H195V101H194ZM223 102H222V103H223ZM230 102H232V101H230ZM230 102H229V103H230ZM14 103H15V102H14ZM92 103H93V102H92ZM140 103H141V102H140ZM151 103H152V102H151ZM155 103H156V102H155ZM208 103H209V102H208ZM225 103H227V102H225ZM229 103H228V105H229ZM232 103H233V102H232ZM246 103H247V102H246ZM248 103H249V102H248ZM1 104H2V102H1ZM32 104H33V103H32ZM59 104H61V103H59ZM153 104H154V103H153ZM218 104L220 105V103H218ZM234 104H236V103H234ZM234 104H233V105H234ZM240 104H241V103H240ZM243 104H244V103H243ZM3 105H8V104L4 103V101H3ZM9 105H10V104H9ZM12 105H13V104H12ZM43 105H44V104H43ZM77 105H78V104H77ZM111 105H112V104H111ZM123 105H124V104H123ZM163 105H164V104H163ZM208 105H209V104H208ZM221 105H222V104H221ZM223 105H224V108H225V109L228 107V106L225 107V104H223ZM230 105H231V104H230ZM230 105H229V106H230ZM233 105H232V106H233ZM246 105H248V104H246ZM253 105H254V104H253ZM1 106H2V105H1ZM23 106H24V105H23ZM75 106H76V105H75ZM105 106H106V105H105ZM114 106H115V105H114ZM197 106H198V105H197ZM209 106H210V105H209ZM232 106H231V107H232ZM241 106H242V105H241ZM249 106H250V105H249ZM5 107H6V106H5ZM5 107H2V108H5ZM26 107H27V106H26ZM103 107H104V106H103ZM195 107H196V106H195ZM212 107H214V106H212ZM216 107H217V106H216ZM221 107H222V106H221ZM221 107H220L219 110L222 109ZM236 107H237V106H235V108H236ZM8 108H9V107H8ZM210 108H211V107H209L208 109H210ZM217 108H219V107H217ZM228 108H229V107H228ZM228 108H227V109H228ZM237 108H238V107H237ZM237 108H236V109H237ZM244 108H246V107H244ZM249 108H250V107H249ZM256 108H257V107H256ZM61 109H62V108H61ZM75 109H76V108H75ZM77 109H78V107H77ZM112 109H113V108H112ZM189 109H190V108H189ZM211 109H213V108H211ZM215 109H216V108H215ZM225 109H222V111L224 110L223 113H226L227 115H225V116H223V117H225V118L232 117L233 120H235L236 118H234V117L237 116V113H236V112H237L238 110L236 111V109H235V111H236V112H235L234 109H232V110H233V112H232L231 108H229V109H228L229 112H232V113H228V112H225ZM0 110H2V109H0ZM11 110H12V108H11ZM24 110H25V109H24ZM67 110H68V109H67ZM97 110H98V109H97ZM139 110H140V109H139ZM142 110H143V109H142ZM146 110H147V109H146ZM160 110L162 111V109H160ZM164 110H165V109H164ZM230 110H231V111H230ZM245 110H246V109H245ZM245 110H243V111L245 112ZM251 110H252V109H251ZM253 110H254V109H253ZM5 111H6V110H5ZM14 111H15V110H14ZM60 111H61V110H60ZM64 111H66V110H64ZM152 111H153V110H152ZM155 111H156V110H155ZM205 111H206V110H205ZM209 111H210V110H209ZM212 111H216V110L213 109ZM212 111H211L210 113H212ZM1 112H3V111H1ZM25 112H26V111H25ZM121 112H122V111H121ZM132 112H133V111H132ZM140 112H142V111H140ZM140 112H139V114H140ZM143 112H144V111H143ZM143 112H142V113H143ZM190 112H191V111H190ZM247 112H248V111H247ZM7 113H8V112H7ZM126 113H127V112H126ZM208 113H209V112H208ZM215 113H216V112H215ZM215 113H214V114H215ZM89 114H90V113H89ZM145 114H146V113H145ZM147 114H148V113H147ZM153 114H154V113H153ZM157 114H158V113H157ZM175 114H176V113H175ZM191 114H192V113H191ZM204 114H205V113H204ZM221 114H222V113H221ZM240 114H241V113H240ZM15 115H16V114H15ZM86 115H87V114H86ZM158 115H159V114H158ZM192 115H193V114H192ZM1 116H2V115H1ZM7 116H8V115H7ZM10 116H11V115H10ZM12 116H13V115H12ZM111 116H112V115H111ZM118 116H119V115H118ZM150 116H151V115H150ZM162 116H163V115H162ZM239 116H240V115H238V117H239ZM247 116H248V114H247ZM151 117H152V116H151ZM206 117H207V119H208V116H207V115H206ZM240 117H242V114H241ZM240 117H239V119H240ZM252 117H253V116H252ZM12 118H13V117H12ZM98 118H99V117H98ZM98 118H97V119H98ZM120 118H121V117H120ZM188 118H189V117H188ZM232 118H231V119H232ZM38 119H39V118H38ZM191 119H192V118H191ZM209 119H210V118H209ZM212 119H213V118H212ZM223 119H224V118H223ZM243 119H244V118H243ZM45 120H46V119H45ZM67 120H68V119H67ZM90 120H91V119H90ZM94 120H95V119H94ZM102 120H103V119H102ZM130 120H131V119H130ZM136 120H137V119H136ZM163 120H164V119H163ZM183 120H184V119H183ZM217 120H218V119H217ZM224 120H226V119H224ZM233 120H232V121H233ZM245 120H246V119H245ZM47 121H48V120H47ZM199 121H200V120H199ZM221 121H222V119H221ZM229 121H230V120H229ZM246 121H247V120H246ZM24 122H25V121H23V123H24ZM116 122H117V121H116ZM222 122H223V121H222ZM222 122H221V123H222ZM226 122H227V121H226ZM258 122H259V121H258ZM1 123H2V122H1ZM41 123H42V122H41ZM135 123H136V122H135ZM163 123H164V122H163ZM203 123H204V122H203ZM260 123H261V122H260ZM43 125H44V124H43ZM204 125H205V123H204ZM244 125H245V124H244ZM159 126H160V125H159ZM85 127H86V126H85ZM128 127H129V126H128ZM156 127H157V126H156ZM200 127H201V126H200ZM220 127H221V126H220ZM193 128H194V127H193ZM6 129H7V128H6ZM62 129H63V128H62ZM127 129H128V128H127ZM254 129H255V128H254ZM14 131H15V130H14ZM191 131H192V130H191ZM217 131H218V130H217ZM206 132H207V131H206ZM1 133H2V131H1ZM246 134H247V133H246ZM53 135H54V134H53ZM96 135H97V134H96ZM45 136H46V135H45ZM95 137H96V136H95ZM169 138H170V137H169ZM236 138H237V137H236ZM250 138H251V137H250ZM223 139H224V138H223ZM164 141H165V140H164ZM233 143H234V142H233ZM226 145H227V144H226ZM230 145H231V144H230ZM247 151H248V150H247ZM250 152H251V151H250ZM218 154H219V153H218ZM222 154H223V153H222ZM210 157H211V156H210ZM243 164H244V163H243ZM217 185H218V184H217ZM119 198H120V197H119ZM117 200H118L117 202H121V201H119V199H117ZM117 202H116V203H117ZM112 203H113V202H112ZM119 204H120V203H119ZM124 204H125V203H124ZM157 205H158V204H157ZM113 206H114V208H115V204H114ZM228 208H229V207H228ZM123 209H124V208H123ZM232 209H233V208H232ZM235 209H236V208H235ZM235 209H234V210H235ZM127 210H128V209H127ZM223 210H224V209H223ZM134 211H135V210H134ZM239 211H240V210H239ZM239 211H238V213H239ZM120 212H121V211H120ZM123 212L126 213L127 211H126V212L123 211ZM123 212H121V213L123 214ZM118 213H119V212H118ZM131 213H132L133 215H135V214L133 213V211H132ZM131 213H130V215H131ZM135 213H136V212H135ZM143 213H144V212H143ZM188 213H190V212H188ZM230 213H231V212H230ZM246 213H247V211H246ZM250 213H251V212H250ZM116 214H117V213H116ZM128 214H129V212H128ZM139 214H140V213H139ZM148 214H149V213H148ZM193 214H194V213H193ZM240 214H241V213H240ZM146 215H147V214H146ZM185 215H186V214H185ZM226 215H227V214H226ZM136 217H137V216H136ZM192 217H193V216H192ZM220 217H221V216H220ZM226 217H227V216H226ZM0 218H1V217H0ZM245 218H246V217H245ZM245 218H244V219H245ZM247 218H248V217H247ZM117 219H118V218H117ZM239 219H240V218H239ZM146 220H147V218H146ZM247 220H248V219H247ZM223 223H224V222H223ZM244 223H245V222H244ZM119 224H120V223H119ZM216 224H217V223H216ZM242 225H243V224H242ZM188 227H189V226H188ZM148 228H149V227H148ZM185 228H187V227H185ZM123 229H124V228H123ZM143 229H144V227H143ZM176 229H177V228H176ZM188 229H189V228H187V230H188ZM230 229H231L232 232L235 230V229H232V228H230ZM241 229H242V228H241ZM130 230H131V229H130ZM138 230H139V229H138ZM181 230H182V227H181ZM198 230H199V229H198ZM260 230H261V229H260ZM131 231H132V230H131ZM144 231H145V230H144ZM175 231H176V230H175ZM189 231H190V229H189ZM193 231H194V230H193ZM196 231H197V230H196ZM200 231H201V230H200ZM121 232H123V230H122ZM157 232H158V231H157ZM183 232H185V230H184ZM241 232H242V230H241ZM243 232H244V231H243ZM132 233H133V231H132ZM146 233H147V231H146ZM146 233H145V234H146ZM247 233H248V232H247ZM123 234H124V233H123ZM136 234H137V232H136ZM158 234H159V233H158ZM161 234H162V233H161ZM161 234H159V236H160ZM163 234H164V233H163ZM185 234H186V232H185ZM244 234H245V233H244ZM117 235H118V234H117ZM124 235H125V234H124ZM149 235H150V234H149ZM167 235H168V234H167ZM127 236H128V235H127ZM143 236L145 237L146 235H143ZM147 236H148V235H147ZM108 237H109V236H108ZM123 237H124V236H123ZM128 237H129V236H128ZM148 237H149V236H148ZM103 238H104V237H103ZM146 238H147V237H146ZM150 238H151V236H150ZM101 239H102V238H101ZM112 239H113V238H112ZM115 239H117V238H115ZM120 239H121V238H120ZM131 239H132V238H131ZM232 239H233V238H232ZM54 240H55V239H54ZM98 240H99V239H98ZM123 240L125 241L126 239H123ZM127 240H128V239H127ZM127 240H126V242H127ZM144 240H145V238H144ZM146 240H147V239H146ZM152 240H153V239H152ZM155 240H156V239H155ZM174 240H175V239H174ZM27 241H28V240H27ZM104 241H105V239H104ZM109 241H110V240H109ZM132 241H133V240H132ZM166 241L168 242V240H166ZM190 241H191V240H190ZM228 241H230V240H228ZM28 242H29V241H28ZM57 242H58V241H57ZM111 242H112V241H111ZM141 242H142V241H141ZM147 242H148V243H147ZM147 242H146V243L150 245V242H151V241H150V242L147 241ZM180 242H181V241H180ZM86 243H87V242H86ZM117 243H118V242H117ZM130 243H131V242H130ZM135 243H136V242H135ZM138 243H140V242L138 241ZM151 243H152V242H151ZM157 243H158V241H157ZM157 243H156V244H157ZM184 243H185V242H184ZM229 243H230V242H229ZM7 244H8V243H7ZM106 244H108V243H106ZM120 244H121V243H120ZM125 244H127V243H125ZM140 244H141V243H140ZM143 244L145 245V243H143ZM176 244H177V243H176ZM225 244H226V243H225ZM227 244H228V242H227ZM252 244H253V243H252ZM144 245H143V248H144ZM149 245H147V246L150 248L151 246H153V243H152L151 246H149ZM157 245H158V244H157ZM157 245H156V246H157ZM234 245H235V244H234ZM145 246H146V245H145ZM147 246H146V247H147ZM160 246H161V245H160ZM231 246H232V245H231ZM114 247H116V246H114ZM117 247H118V245H117ZM141 247H142V246H141ZM146 247H145V248H146ZM145 248H144V249H145ZM153 248H155V247H153ZM153 248L151 247L152 250H154ZM158 248H159V247H158ZM222 248H223V247H222ZM27 249H28V248H27ZM105 249H106V248H105ZM125 249H127V248H125ZM147 249H148V248H147ZM156 249H157V248H156ZM156 249H155V250H156ZM160 249H161V248H160ZM166 249H167V248H166ZM166 249H165V250H166ZM225 249H226V248H225ZM228 249H229V248H227L226 250H223L224 252H223V253L221 252V253H219L218 255L220 256V255L225 254V253L228 251ZM14 251H15V250H14ZM22 251H23V250H22ZM25 252H26V251H25ZM136 252H137V251H136ZM144 252H145V251H144ZM150 252H151V254H152L153 251H150ZM219 252H220V251H219ZM23 253H24V252H23ZM65 253H66V252H65ZM137 253H138V252H137ZM145 253H147V252H145ZM67 254H68V253H67ZM67 254H66V255H67ZM148 254H149V250H148ZM68 255H69V254H68ZM140 255H141V254H140ZM149 255H150V254H149ZM156 255H157V254H156ZM20 256H21V255H20ZM50 256H51V255H50ZM59 256H60V255H59ZM107 256H108V255H107ZM136 256H137V255H136ZM144 256H146V255H144ZM153 256H154V255H153ZM50 258H51V257H50ZM66 258H67V257H66ZM150 259H151V256H150ZM158 259H159V258H158ZM153 261H154V260H153ZM175 262H176V261H175ZM53 263H54V262H53Z\"/></svg>",
    "mask_w": 264,
    "mask_h": 264
}]
</instances>
